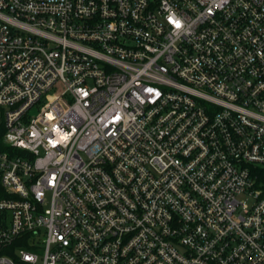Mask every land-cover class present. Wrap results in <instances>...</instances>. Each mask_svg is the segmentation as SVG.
I'll use <instances>...</instances> for the list:
<instances>
[{
    "label": "built area",
    "instance_id": "obj_1",
    "mask_svg": "<svg viewBox=\"0 0 264 264\" xmlns=\"http://www.w3.org/2000/svg\"><path fill=\"white\" fill-rule=\"evenodd\" d=\"M0 127V264H264V0H0Z\"/></svg>",
    "mask_w": 264,
    "mask_h": 264
},
{
    "label": "trees",
    "instance_id": "obj_2",
    "mask_svg": "<svg viewBox=\"0 0 264 264\" xmlns=\"http://www.w3.org/2000/svg\"><path fill=\"white\" fill-rule=\"evenodd\" d=\"M3 127H0V148L4 147V143L2 142V133H3Z\"/></svg>",
    "mask_w": 264,
    "mask_h": 264
},
{
    "label": "rangeland",
    "instance_id": "obj_3",
    "mask_svg": "<svg viewBox=\"0 0 264 264\" xmlns=\"http://www.w3.org/2000/svg\"><path fill=\"white\" fill-rule=\"evenodd\" d=\"M34 111H36V108H34V109L32 110V112H34ZM39 252L42 253V252H43V248H42V249H39Z\"/></svg>",
    "mask_w": 264,
    "mask_h": 264
},
{
    "label": "snow or ice",
    "instance_id": "obj_4",
    "mask_svg": "<svg viewBox=\"0 0 264 264\" xmlns=\"http://www.w3.org/2000/svg\"><path fill=\"white\" fill-rule=\"evenodd\" d=\"M177 27H179V24H177Z\"/></svg>",
    "mask_w": 264,
    "mask_h": 264
}]
</instances>
